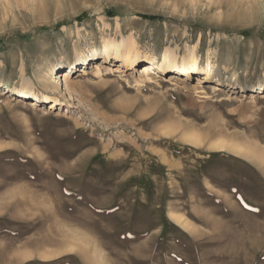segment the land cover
<instances>
[{
    "label": "rangeland",
    "instance_id": "rangeland-1",
    "mask_svg": "<svg viewBox=\"0 0 264 264\" xmlns=\"http://www.w3.org/2000/svg\"><path fill=\"white\" fill-rule=\"evenodd\" d=\"M0 264H264V0H0Z\"/></svg>",
    "mask_w": 264,
    "mask_h": 264
},
{
    "label": "bare ground",
    "instance_id": "bare-ground-1",
    "mask_svg": "<svg viewBox=\"0 0 264 264\" xmlns=\"http://www.w3.org/2000/svg\"><path fill=\"white\" fill-rule=\"evenodd\" d=\"M129 30L127 28L121 29V35L123 33H128ZM122 48H125L122 50ZM102 56H97L99 60L97 62H91L92 69L96 75L101 74L103 72H106V69L104 68V64L100 63V59L104 58L105 63H112L114 58H117L120 61V66L124 65L126 66V69L119 68L120 72H126L131 73L130 69L134 67V69H138V65L142 62L148 63L152 61H158V67L160 70L169 72L171 77H176V72L181 74L186 73H196V71H203L208 76H211L213 73V64L210 58L207 59L206 63L203 65L200 62V56L197 53V50L195 48H187L183 52H177L175 50L166 49L162 56H156L151 54L148 50H144L140 43L135 39L132 34L129 37V40L127 42L118 43L113 38L112 40H106L104 45L101 48ZM81 61L79 64H82ZM78 65V64H77ZM148 64H143L141 67L143 68L142 72H145L146 78H150L148 70ZM73 67H68L65 69V71H62L60 73H57V76L55 77L54 82H57L56 86H53V90L55 92H59L62 88V85L65 83L69 84L74 78L78 77V72L82 71L84 73L88 72V65L84 66L81 69L78 70L75 74L71 75ZM107 68V67H106ZM16 70L18 71V75L22 79V81L25 83V81L28 78V74L31 73V75H34L31 79H29V82L32 84V82L38 80V82L35 85L41 86L46 83V88L51 84V70L48 72H42L37 71L35 69L29 70L25 63L20 64V66L16 67ZM16 70L12 69L11 71L6 72V76H11L9 79V82L13 80V74L16 72ZM107 73V72H106ZM180 74V75H181ZM147 78V79H148ZM177 78V77H176ZM53 79V78H52ZM143 80L138 79L136 81L140 82ZM53 81V80H52ZM230 83L229 81H226ZM231 85V84H230ZM229 85V86H230ZM228 86V85H226ZM234 87V86H233ZM244 87V86H242ZM219 89V88H218ZM221 90V88H220ZM51 97V100L54 101L55 105L59 104V98L55 96H49ZM48 97V98H49Z\"/></svg>",
    "mask_w": 264,
    "mask_h": 264
}]
</instances>
